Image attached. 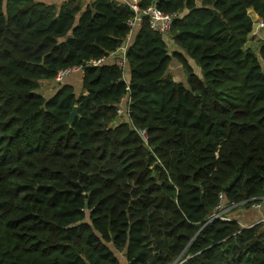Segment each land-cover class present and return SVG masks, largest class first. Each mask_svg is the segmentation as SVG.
I'll use <instances>...</instances> for the list:
<instances>
[{"label":"trees","instance_id":"1","mask_svg":"<svg viewBox=\"0 0 264 264\" xmlns=\"http://www.w3.org/2000/svg\"><path fill=\"white\" fill-rule=\"evenodd\" d=\"M152 3L179 17L166 37L148 19L134 32L128 82L110 60L57 85L123 44L132 9L0 0V264H264L261 223L214 216L222 192L264 203V42L245 47L264 0Z\"/></svg>","mask_w":264,"mask_h":264},{"label":"built area","instance_id":"2","mask_svg":"<svg viewBox=\"0 0 264 264\" xmlns=\"http://www.w3.org/2000/svg\"><path fill=\"white\" fill-rule=\"evenodd\" d=\"M120 3L127 4L132 9L134 14L132 17L128 19V27L129 32L127 37L125 38L123 44L113 51L110 55H104L99 58H90L85 63L76 64L72 66H68L60 69L55 77L56 83L61 84L65 79H67L71 74L79 73L82 76L85 73L86 66H99L105 62L112 60L123 72V78L126 82H128L127 77V68H128V60H127V51L133 40L134 32L141 28L145 19H148L150 28L161 34L165 37L169 35L171 32L173 23L175 19L179 17V12H164L160 8L157 7L156 3H152L149 6L142 7V0H118ZM254 19V32H257L260 27H264V22H260ZM260 27H259V26ZM264 41V38H263ZM129 88V87H127ZM131 98L129 95L123 96L121 101L118 104L117 115L119 117H129L131 110ZM139 134L143 138L146 144H148L149 137L146 129H138ZM255 207H260L259 203L254 204ZM225 208V194L222 192L219 194L218 203L216 205L217 213L214 215L216 217H222V211ZM226 219L225 217H222ZM261 223L264 226V216L255 224ZM254 225V224H253Z\"/></svg>","mask_w":264,"mask_h":264},{"label":"crops","instance_id":"3","mask_svg":"<svg viewBox=\"0 0 264 264\" xmlns=\"http://www.w3.org/2000/svg\"><path fill=\"white\" fill-rule=\"evenodd\" d=\"M252 12H253V14L250 13V15L253 19H255V18L261 19L262 18L257 13H255V11L253 9H252ZM253 15H255V18ZM263 30L264 29L260 30L259 34H257L259 30L257 32H254V31L251 32L249 35V39L247 41V44L256 42L258 39L262 40V33L261 32H263ZM174 48L176 49L178 47L175 45L174 46L171 45V49H174ZM173 62H175V60H173ZM169 72H170V67H169ZM70 78H71L70 80H72L75 84H77V88H78V85L80 84V82H78L79 83L78 84L76 79L80 78V76L76 75V76H72ZM56 89H58V88H55L52 90V94H54V92H56ZM259 204H260V207H255L253 204L251 206V208H249V209H243L241 207L233 208L232 206L225 205V208L222 211V215H223L222 217H225L226 219L235 218L241 223V225L243 227L253 225L256 222H258L264 216V203L259 202ZM123 258L125 259L124 256H123ZM125 262L126 263H123V261H122L123 264H128L126 259H125Z\"/></svg>","mask_w":264,"mask_h":264},{"label":"rangeland","instance_id":"4","mask_svg":"<svg viewBox=\"0 0 264 264\" xmlns=\"http://www.w3.org/2000/svg\"><path fill=\"white\" fill-rule=\"evenodd\" d=\"M37 1H40V2H45V3H50V4H56V5H60L62 2H64L65 0H37ZM75 1H80L81 3H83V5L85 6L87 3H89L91 0H75ZM251 11V10H250ZM251 14H253V12L251 11ZM254 18H255V15H253ZM259 20L258 21V24L260 22H264V18H261V19H258V18H255V21ZM259 26V25H258ZM260 27V26H259ZM264 29V27H260L259 31L257 34H259L260 30ZM262 33V40L258 39L256 42H253V43H250V44H247L245 47L246 48H252L253 50L255 51H258L260 45L263 41V37H264V30ZM256 36V35H255ZM170 38V36L168 37V39ZM172 51V50H170ZM191 63L192 65L195 67V70L196 72L202 77V69L200 68V66L198 65V63L196 61H194L193 59H191ZM128 72H127V76H128ZM169 74L172 76L173 79H175L177 82H180L182 84H184L185 86L188 85V82H187V73L184 69V67L175 60V62H171V65H170V72ZM51 82H44L42 85L44 86V89L42 88V91L45 93V95L48 97L52 94V90L55 89V84L54 83H51ZM58 85V84H57ZM123 261V263H126L125 262V259L123 258V255H119Z\"/></svg>","mask_w":264,"mask_h":264},{"label":"water","instance_id":"5","mask_svg":"<svg viewBox=\"0 0 264 264\" xmlns=\"http://www.w3.org/2000/svg\"><path fill=\"white\" fill-rule=\"evenodd\" d=\"M157 1H158V2H161L162 0H157ZM78 115H79V109H78V106H75V107H74V110H73L72 113H71V117H70L68 123H69L70 125H72L73 122H74V120H75V118H76ZM75 184H76V186L79 185L78 183H75ZM231 184H232V183H231ZM79 192H82V189H81V188H79L78 190H76V191H75V194H77V193H79ZM179 259H180V257L175 261V263H177V262L179 261ZM175 263H174V264H175Z\"/></svg>","mask_w":264,"mask_h":264}]
</instances>
